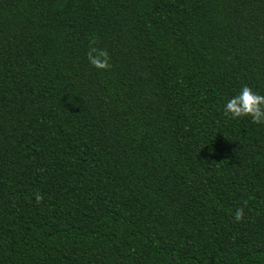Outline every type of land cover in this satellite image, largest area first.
<instances>
[{"label": "trees", "instance_id": "trees-1", "mask_svg": "<svg viewBox=\"0 0 264 264\" xmlns=\"http://www.w3.org/2000/svg\"><path fill=\"white\" fill-rule=\"evenodd\" d=\"M244 85L264 0H0V264H264Z\"/></svg>", "mask_w": 264, "mask_h": 264}, {"label": "clouds", "instance_id": "clouds-1", "mask_svg": "<svg viewBox=\"0 0 264 264\" xmlns=\"http://www.w3.org/2000/svg\"><path fill=\"white\" fill-rule=\"evenodd\" d=\"M95 44V38L89 41L90 46L87 52L89 63L98 69H109L111 64L107 50L97 48L94 46ZM223 111L226 116L231 118L250 116L253 123H264V95L254 91L248 85H244L236 95L226 101ZM209 151L211 152L212 149L210 148ZM40 199L41 197L37 195V201ZM244 204L246 205L247 201H244ZM232 214L235 221L239 222L243 219L244 209L237 208Z\"/></svg>", "mask_w": 264, "mask_h": 264}]
</instances>
